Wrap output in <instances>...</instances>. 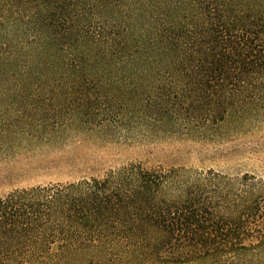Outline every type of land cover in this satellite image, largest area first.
<instances>
[{
  "label": "trees",
  "instance_id": "obj_1",
  "mask_svg": "<svg viewBox=\"0 0 264 264\" xmlns=\"http://www.w3.org/2000/svg\"><path fill=\"white\" fill-rule=\"evenodd\" d=\"M263 126L264 0H0V160ZM0 264H264V178L137 160L0 193Z\"/></svg>",
  "mask_w": 264,
  "mask_h": 264
},
{
  "label": "rangeland",
  "instance_id": "obj_2",
  "mask_svg": "<svg viewBox=\"0 0 264 264\" xmlns=\"http://www.w3.org/2000/svg\"><path fill=\"white\" fill-rule=\"evenodd\" d=\"M137 160L152 166L213 168L264 178V126L219 144L160 140L129 146L68 138L54 149L0 160V193L102 176Z\"/></svg>",
  "mask_w": 264,
  "mask_h": 264
}]
</instances>
